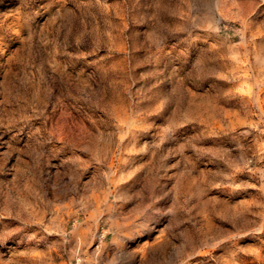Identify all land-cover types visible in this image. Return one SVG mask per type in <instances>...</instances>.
Listing matches in <instances>:
<instances>
[{
    "label": "rangeland",
    "instance_id": "rangeland-1",
    "mask_svg": "<svg viewBox=\"0 0 264 264\" xmlns=\"http://www.w3.org/2000/svg\"><path fill=\"white\" fill-rule=\"evenodd\" d=\"M0 264H264V0H0Z\"/></svg>",
    "mask_w": 264,
    "mask_h": 264
}]
</instances>
